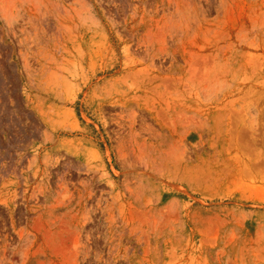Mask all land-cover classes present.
I'll return each mask as SVG.
<instances>
[{
	"label": "rangeland",
	"instance_id": "rangeland-1",
	"mask_svg": "<svg viewBox=\"0 0 264 264\" xmlns=\"http://www.w3.org/2000/svg\"><path fill=\"white\" fill-rule=\"evenodd\" d=\"M0 264H264V0H0Z\"/></svg>",
	"mask_w": 264,
	"mask_h": 264
}]
</instances>
